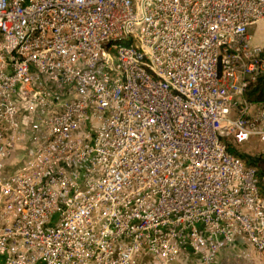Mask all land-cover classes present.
<instances>
[{"label":"built area","instance_id":"built-area-1","mask_svg":"<svg viewBox=\"0 0 264 264\" xmlns=\"http://www.w3.org/2000/svg\"><path fill=\"white\" fill-rule=\"evenodd\" d=\"M264 0H0V264L264 255ZM254 164V165H253Z\"/></svg>","mask_w":264,"mask_h":264},{"label":"rangeland","instance_id":"rangeland-1","mask_svg":"<svg viewBox=\"0 0 264 264\" xmlns=\"http://www.w3.org/2000/svg\"><path fill=\"white\" fill-rule=\"evenodd\" d=\"M248 35L252 44H264V19L252 24L248 28ZM228 144L245 161L254 163L259 171H264V145L255 139L244 143H236L228 139ZM177 264L198 263L181 260ZM214 264H264V255L250 248L224 250L220 252Z\"/></svg>","mask_w":264,"mask_h":264},{"label":"trees","instance_id":"trees-1","mask_svg":"<svg viewBox=\"0 0 264 264\" xmlns=\"http://www.w3.org/2000/svg\"><path fill=\"white\" fill-rule=\"evenodd\" d=\"M244 97L249 101H264V74L260 75L256 78L254 82H252L244 93ZM228 148L231 152L235 153L228 144ZM238 155V154H237Z\"/></svg>","mask_w":264,"mask_h":264}]
</instances>
